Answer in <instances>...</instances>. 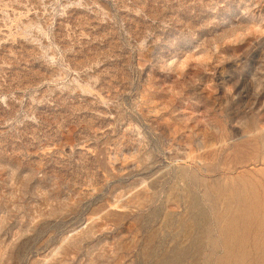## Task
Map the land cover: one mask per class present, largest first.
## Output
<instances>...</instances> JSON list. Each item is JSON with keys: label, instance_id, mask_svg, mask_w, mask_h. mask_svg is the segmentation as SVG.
Wrapping results in <instances>:
<instances>
[{"label": "rangeland", "instance_id": "obj_1", "mask_svg": "<svg viewBox=\"0 0 264 264\" xmlns=\"http://www.w3.org/2000/svg\"><path fill=\"white\" fill-rule=\"evenodd\" d=\"M219 183L264 195V0H0V264H207Z\"/></svg>", "mask_w": 264, "mask_h": 264}, {"label": "bare ground", "instance_id": "obj_2", "mask_svg": "<svg viewBox=\"0 0 264 264\" xmlns=\"http://www.w3.org/2000/svg\"><path fill=\"white\" fill-rule=\"evenodd\" d=\"M206 186L208 187L209 185L207 184ZM213 186L215 187V185ZM216 191V195L213 196V203L216 207V210H214V218L218 226V228H215L218 229L219 235L217 238L214 236V238H209L211 233L210 228L212 227L208 225L210 214L208 215L206 210L207 213L204 216L202 215V218L200 217L205 221V226L203 225L204 227L201 228L202 232L200 231L201 234L199 233L196 252H203L207 244L204 242L209 240V242L211 241L213 249L208 250L209 252L206 251L207 247L204 249L207 252V264H256L258 227L261 223L259 212L264 210V195L247 183H219L216 186ZM221 203H224L223 209L219 207ZM202 212L205 213V211ZM250 243L251 245H249ZM218 247L224 249L226 252L224 256H217L219 251Z\"/></svg>", "mask_w": 264, "mask_h": 264}]
</instances>
